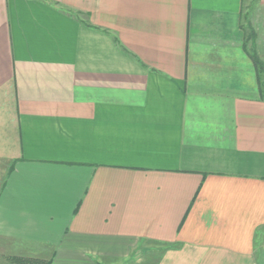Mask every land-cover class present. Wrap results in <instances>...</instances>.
I'll list each match as a JSON object with an SVG mask.
<instances>
[{
  "label": "crops",
  "instance_id": "1",
  "mask_svg": "<svg viewBox=\"0 0 264 264\" xmlns=\"http://www.w3.org/2000/svg\"><path fill=\"white\" fill-rule=\"evenodd\" d=\"M17 257L264 264V0H0Z\"/></svg>",
  "mask_w": 264,
  "mask_h": 264
},
{
  "label": "rangeland",
  "instance_id": "2",
  "mask_svg": "<svg viewBox=\"0 0 264 264\" xmlns=\"http://www.w3.org/2000/svg\"><path fill=\"white\" fill-rule=\"evenodd\" d=\"M31 257H17L16 259L15 258H12V264H50L46 261L44 262H41V261H35V259L33 258L31 260V263H27L25 261V259H30Z\"/></svg>",
  "mask_w": 264,
  "mask_h": 264
},
{
  "label": "trees",
  "instance_id": "3",
  "mask_svg": "<svg viewBox=\"0 0 264 264\" xmlns=\"http://www.w3.org/2000/svg\"><path fill=\"white\" fill-rule=\"evenodd\" d=\"M255 60H256V63H257V65H258V67H259L260 69H263V64H262V62H261L260 60H258L257 57H255ZM31 260H32V259H25V261H26L27 263H31ZM35 261H38V260H35ZM39 261H40V260H39ZM41 262H44V261H41Z\"/></svg>",
  "mask_w": 264,
  "mask_h": 264
}]
</instances>
